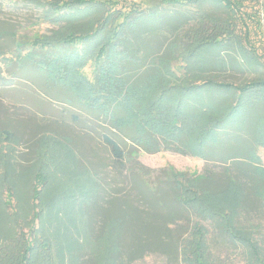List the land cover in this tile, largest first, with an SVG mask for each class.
Returning <instances> with one entry per match:
<instances>
[{"label": "trees", "instance_id": "16d2710c", "mask_svg": "<svg viewBox=\"0 0 264 264\" xmlns=\"http://www.w3.org/2000/svg\"><path fill=\"white\" fill-rule=\"evenodd\" d=\"M57 1H48L54 11L51 22L59 29L62 26L65 36L52 43L22 44L14 39L16 57L35 67L48 85L55 83L50 76L52 80L62 77L60 86L72 98L68 105L85 112L93 123L110 128L111 134L100 133V139L114 162L128 163L139 150L150 155H187L224 166L228 181L221 190L210 176L198 175L189 186L182 175L172 176L175 200L198 220L181 242L185 264H213L206 243L208 230L201 222H217L243 249L246 264H264V237L257 239L253 230L242 228L225 204L215 209L211 202L233 192L239 213L245 205L244 186L249 184L264 204V178L255 153L258 144L264 147V62L245 22L251 23L253 32L263 31L264 0L259 10L246 17L245 0ZM173 63H178L182 75L176 84L172 83L175 77L168 75ZM163 65L171 82L160 88L146 109L147 125L119 124L127 115L121 101L129 93L149 89L156 67ZM87 67L88 76L83 74ZM231 72L249 79L230 83L224 77ZM78 73L84 85L66 80ZM44 96L51 97L46 92ZM192 120L201 127L187 124ZM122 143H129V149H122ZM44 185L37 178L31 198L34 212L28 223L18 218L11 190L4 194L17 241L11 253L0 252L6 255L0 256V264H55L49 243L39 232L36 212Z\"/></svg>", "mask_w": 264, "mask_h": 264}, {"label": "rangeland", "instance_id": "374dc122", "mask_svg": "<svg viewBox=\"0 0 264 264\" xmlns=\"http://www.w3.org/2000/svg\"><path fill=\"white\" fill-rule=\"evenodd\" d=\"M48 1L54 0H0V30H4L0 37V252L11 253L17 241L4 194L11 190L18 218L28 223L34 212L32 190L39 178L45 181L36 208L39 232L49 243L55 264H185L181 242L198 220L175 200L172 176L182 175L187 186L198 175L210 176L214 187L221 190L228 181L224 166L187 155H150L139 150L128 163L114 162L100 139V133L111 134L110 128L93 123L85 112L68 105L72 98L60 86L62 77L52 80L50 76L55 83L48 85L35 67L12 50L14 39L22 44L52 43L65 36L62 26L59 29L51 22L54 11ZM261 2L245 0V17L259 10ZM245 22L264 62V29L255 33L251 23ZM178 66L173 63L168 71L175 77L174 84L182 77ZM166 67H156L149 89L129 93L121 101L127 115L119 124L147 125L146 109L170 81L165 77ZM90 72L89 67L83 70L87 76ZM78 75L66 80L84 85ZM224 79L239 84L249 77L231 72ZM42 89L50 99L43 98ZM187 124L201 127L195 120ZM121 148L128 150L129 143H122ZM255 153L264 178V147L258 144ZM244 189L245 205L239 213L233 192L211 202L215 209L225 204L231 218L238 217L240 226L253 230L259 239L264 237V204L249 184ZM261 195L264 199V188ZM201 224L208 230L210 262L246 264L243 249L217 222Z\"/></svg>", "mask_w": 264, "mask_h": 264}]
</instances>
